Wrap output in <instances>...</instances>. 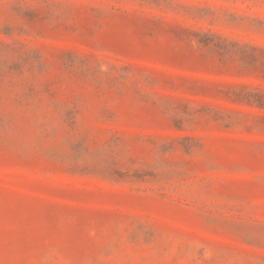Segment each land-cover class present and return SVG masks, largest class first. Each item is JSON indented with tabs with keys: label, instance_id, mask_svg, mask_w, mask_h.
I'll use <instances>...</instances> for the list:
<instances>
[{
	"label": "rangeland",
	"instance_id": "374dc122",
	"mask_svg": "<svg viewBox=\"0 0 264 264\" xmlns=\"http://www.w3.org/2000/svg\"><path fill=\"white\" fill-rule=\"evenodd\" d=\"M0 264H264V0H0Z\"/></svg>",
	"mask_w": 264,
	"mask_h": 264
}]
</instances>
